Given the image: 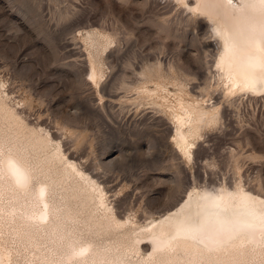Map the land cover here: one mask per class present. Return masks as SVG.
I'll list each match as a JSON object with an SVG mask.
<instances>
[{
	"label": "rangeland",
	"instance_id": "374dc122",
	"mask_svg": "<svg viewBox=\"0 0 264 264\" xmlns=\"http://www.w3.org/2000/svg\"><path fill=\"white\" fill-rule=\"evenodd\" d=\"M219 44L211 22L179 0H0V97L98 183L130 229L194 191L264 199V92L227 89ZM188 104L215 114L182 152L173 116ZM6 226L0 216L12 262L31 264ZM144 240L133 258L146 255Z\"/></svg>",
	"mask_w": 264,
	"mask_h": 264
},
{
	"label": "bare ground",
	"instance_id": "6f19581e",
	"mask_svg": "<svg viewBox=\"0 0 264 264\" xmlns=\"http://www.w3.org/2000/svg\"><path fill=\"white\" fill-rule=\"evenodd\" d=\"M179 1L211 22L227 89L264 92V0ZM98 73L91 60L90 79ZM214 114L191 104L175 111L182 152L187 135ZM50 138L24 124L0 97V216L5 230L32 251L27 263L264 264L263 198L241 188L194 191L162 217L130 229L113 215L98 183L61 157ZM108 233L116 234L106 241ZM141 238L149 248L133 258ZM0 264H15L1 240Z\"/></svg>",
	"mask_w": 264,
	"mask_h": 264
}]
</instances>
